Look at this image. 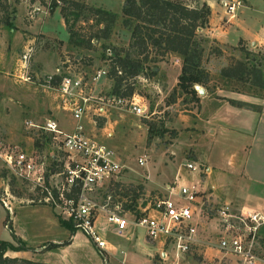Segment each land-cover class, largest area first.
<instances>
[{
  "label": "rangeland",
  "instance_id": "374dc122",
  "mask_svg": "<svg viewBox=\"0 0 264 264\" xmlns=\"http://www.w3.org/2000/svg\"><path fill=\"white\" fill-rule=\"evenodd\" d=\"M82 1L118 13L109 36L93 39L92 48H83L67 42L68 32L60 12L61 5H65L63 0H58L53 8L48 7L50 0H0V143L16 144L27 152L39 151L44 155H42L44 164L48 162V166L53 169L56 166L49 158L54 148L53 143L40 128L28 124L41 123L45 116L53 114L62 127L68 130L72 128L74 121L67 111L58 107L55 86L46 81V74L55 71L56 68L61 72H66L67 69L70 73L81 75L83 82H87L86 94L89 92L92 95L109 96L111 79L102 74L95 81L91 79V75L97 68L107 71L109 65L105 58L107 47L110 48V56L115 53L123 54L125 50L132 53L128 45L129 31L120 23L122 0ZM252 8L254 9H246L243 17L250 28L259 31L260 26L264 24V6L261 8L254 3ZM67 15L72 18L71 14ZM90 23H94V16L83 10L74 20L73 28H88ZM203 44L209 48V52L213 50V53L220 49L218 46L231 53L236 52L232 47L219 45L209 39ZM26 46L31 47L30 55L25 62H21L19 58ZM240 49L236 52L237 58L245 59V55L248 54L242 47ZM168 55H163L161 59L168 61ZM262 55L257 52L256 58L264 64ZM222 60L220 56L214 59L206 58V65L214 77ZM157 61L159 60H148L144 63L145 69H142L141 75H144L146 80L141 79V75L134 79L133 86L138 93L136 98L147 107L145 116L137 115L123 107L108 105L104 108V115H92L95 118L94 125L87 120L83 122L87 132L94 134L99 141L112 149L116 157L127 166L118 179L124 187H129L125 191L126 195L106 190L110 193L111 203H119L121 206L120 203L125 202L131 206L128 210L124 209L126 218L134 216L137 213L134 210L138 211L137 206H142L147 199L161 196L162 191L156 188L159 182L171 179L177 166L196 159L195 154L204 147V141L199 136L206 134V130L199 123V119L197 121L195 108L191 110L192 106H196L198 98L188 92L182 93L180 89L173 91L172 87H169L176 72V67L171 64H164L161 67L164 73L163 83L156 69H153V64H157ZM24 74L28 75L29 80L20 78ZM107 79L109 87L106 85ZM220 84L225 87L222 81ZM226 86L234 85L227 83ZM234 87L242 90L250 88L241 81H237ZM261 91L256 89L258 93ZM197 92L198 90L195 94H199ZM180 100L184 101L183 104ZM169 103L172 104L167 106ZM96 104L95 101L90 102L89 112ZM201 107L203 108L204 104ZM146 121H149L151 126L149 137ZM143 155L144 163L139 165L137 157ZM148 178L152 186L147 185ZM101 188L91 194L95 203L105 198L104 190ZM34 194H40L37 187L13 176L0 161V198L9 205L7 208L0 200V239H11L12 228L16 226L18 232L25 238L18 237L23 244L18 254L46 256L51 254L48 249L58 245L50 239L55 234L62 235L63 228L60 226L68 231V235L63 236L62 241L77 228L70 218L62 216L57 208L45 202L29 200ZM215 206L214 203L204 205V212L200 218L204 221L200 225L203 224L205 227L202 231L203 240H217V228L213 219ZM97 213L101 218L103 214L100 211ZM60 220L66 221L69 226L61 224ZM213 225L215 231H212ZM103 236L116 246L114 255L119 260L122 258L118 264H169L172 258V251L167 244H161L157 242L158 240L153 242L144 240L148 242L147 244L154 245L150 247L148 257L144 245L137 246L136 243L130 245L131 241L124 233L107 230ZM38 240L43 242L37 243ZM12 242L18 244L17 239H12ZM206 244L191 242L188 248L179 254V264H241L235 254L218 249L215 241L207 247ZM79 249L83 250L82 247ZM10 250L6 249V252H12ZM94 250L96 257L93 255L92 258L96 264H110L107 252H103L101 256L95 248ZM162 250L167 252L166 259L161 256ZM84 251L88 253L87 249ZM254 251L259 258L264 259V235L261 233L257 237ZM49 257L52 256H48V259ZM254 264L264 262L257 260Z\"/></svg>",
  "mask_w": 264,
  "mask_h": 264
},
{
  "label": "built area",
  "instance_id": "2783aa9c",
  "mask_svg": "<svg viewBox=\"0 0 264 264\" xmlns=\"http://www.w3.org/2000/svg\"><path fill=\"white\" fill-rule=\"evenodd\" d=\"M219 2L231 17L242 0ZM30 49V46L23 48L19 58L21 62L26 61ZM106 53L105 58L109 61L110 48H106ZM105 73V69L97 68L91 79L106 75ZM45 77L46 81L55 86L58 107L67 111L74 121L70 130L61 128L52 116H47L41 123L28 124L40 128L50 138L54 148L49 158L56 168L48 166V162L44 164V155L39 151L27 152L8 142L0 143L2 166L16 178L37 187L40 194H34L35 198L30 197L29 200L45 202L57 208L65 218H70L101 256L103 252H107V248L105 239L98 233L95 225L99 211L104 215L105 222L112 224L117 233H121L128 224H134L142 227L148 238L160 237L161 244L166 243L172 251L169 264H179V254L185 251L191 242L196 241L197 221L192 220V214L195 212L199 215L206 205L202 197L197 200L200 194L197 183L190 181L177 184V178L174 176L165 193L147 199L142 206H137L138 211L134 216L126 218L124 212L128 209L124 210L119 203H111L110 193L106 190L110 182L119 181L127 166L116 157L112 149L99 141L94 134L87 132L83 123L87 120L94 125L95 118L92 115H103L104 108L108 105L123 107L137 115L145 116L147 107L136 98L138 93L134 92L128 97L111 93L109 96L92 95L89 92L86 94L87 82H83L81 75L70 73L67 69L66 72H61L56 68ZM140 77L146 80L144 75ZM20 78L29 80L27 74L21 75ZM91 101L97 104L89 112ZM144 160V155L137 157L139 165H142ZM183 166L187 170L203 173L208 171L205 164L196 161L188 160ZM100 188L104 190L105 198L95 203L91 194ZM0 200L9 207L3 198ZM214 217L218 234L215 243L218 249L235 254L241 264H254L257 260L264 262L254 251L260 228L264 224V208H237L228 203H220L214 208ZM161 254L164 259L168 257L166 251L162 250Z\"/></svg>",
  "mask_w": 264,
  "mask_h": 264
},
{
  "label": "crops",
  "instance_id": "0c3cea01",
  "mask_svg": "<svg viewBox=\"0 0 264 264\" xmlns=\"http://www.w3.org/2000/svg\"><path fill=\"white\" fill-rule=\"evenodd\" d=\"M202 2L207 4L209 13L206 23L198 27V32L204 36L206 40L209 39L219 45L232 47L236 52H239L241 50L240 47H242L243 49L259 52L264 55V24L260 26L259 31L253 30L246 24V20L243 17L246 9H254L252 8L254 3L262 8L264 6V0H242V3L236 7L234 15L231 17L224 11L219 0H187L186 3L188 5H196ZM218 47L220 48L219 52L213 53L209 52V48L204 45L202 64L205 69L209 71V78L205 85H200L201 90L199 89L200 92H197L199 94H194L198 99L195 103L196 106H192L191 109L193 110V108H195V116H198L196 119L197 121L199 119V123H201L202 127L206 130V134L199 136L204 141V147L201 146L203 150L200 149L198 154H195L197 155L196 159H192L191 161L205 164L208 167V171L203 173L196 170H187L182 164L173 170L171 179L159 182L156 188H159L162 193H165L168 183L176 176L177 184H184L190 181L196 182L200 193L197 200L199 201L202 197L206 205L208 203H228L237 208L253 207L256 209H263L264 90L260 93H256L252 91L251 88L248 90L238 89L234 87L237 80L220 76L218 73L216 77H214L211 74V69L209 70V67L206 65L207 57L208 59H214V57L220 56L223 59L217 70L227 62L226 55L238 57L236 52V54L231 53L226 51L224 47ZM168 56V61L163 59L157 61L153 69H156L157 75L160 76V79L162 78L161 81L164 83L162 65L171 64L175 66L176 72L169 86L172 87L176 82V76L180 70V60L174 54L169 53ZM96 79L97 78L94 80L96 81ZM107 81L106 85L108 84L109 87V81L108 83ZM220 81L225 83V87L223 85L221 86ZM227 83L233 84L234 86L227 87ZM229 99L241 101L242 103H233L229 101ZM183 102V100H180L181 104H183ZM172 103L167 104V106H170ZM202 104H204L203 108L201 107ZM47 116H45L44 119ZM51 116L55 118L53 114ZM44 119L42 121H44ZM57 123L63 128L58 121ZM119 160L122 161L121 159ZM149 182L148 178L147 185L152 186ZM173 189L175 191L176 187ZM203 212L204 209L200 211L199 215L193 212L192 220L197 221L196 241L207 243V247L208 244L214 241L216 242V240H203L202 231H204L205 227L203 224L202 226L200 225V223L204 222L202 221L203 218L200 219ZM213 219L215 221V217H213ZM95 225L98 233L103 238L105 231L109 230L115 232L114 226L105 222L104 215L100 218L99 213L95 218ZM60 227L63 228L61 230L62 235L58 236L55 234V236L50 239L51 242L58 244L53 249L47 250L51 254L46 256L35 254L27 257L54 261L60 264H96V261L92 258L93 255L95 256V247L90 240L80 230L76 229L65 241H62V237L67 236L68 231L63 226ZM12 229L15 236L25 239L24 236L18 232L16 226ZM215 230L214 226L212 231ZM121 233H124L125 236L130 239V245L134 243H136L137 246L144 245L147 249L146 254L148 257L150 255V247L154 245L152 243H147L149 241L153 242L154 240H158L157 242L161 243L160 237L153 239L148 238L143 228L134 224H128ZM260 233L264 235V224L260 228ZM7 240L12 241V238ZM144 240L148 242L145 241V243ZM41 241L42 240H38L37 243ZM80 247H82L83 250H80ZM105 247L107 248L110 260L114 264H118L122 258L119 260L114 255L116 246L105 239ZM84 249H87L88 253H86ZM19 250H12V252L5 251V253H10L9 255H19ZM48 256L52 257L48 259ZM111 261L109 263L113 264ZM115 261L117 262L115 263Z\"/></svg>",
  "mask_w": 264,
  "mask_h": 264
},
{
  "label": "trees",
  "instance_id": "16d2710c",
  "mask_svg": "<svg viewBox=\"0 0 264 264\" xmlns=\"http://www.w3.org/2000/svg\"><path fill=\"white\" fill-rule=\"evenodd\" d=\"M57 1L50 0V4L47 3L48 7L53 8L57 5ZM63 1L65 5H61L60 12L68 32L69 44L92 48L93 39L98 40L109 36L117 18V12L82 0ZM83 10L94 16V23H90L88 28H73L74 20ZM119 13L120 23L129 31L128 45L132 53L125 50L123 54L115 53L110 56L106 76L112 81L111 94L128 97L136 92L133 86L134 79L142 74V69H145L144 63L148 60H160L163 55L169 53L176 55L180 60V70L172 86L173 91L180 89L182 93L188 92L194 95L195 84L205 85L209 78V72L202 64L203 42L206 38L198 32V27L203 26L207 21L209 13L207 4L202 2L188 5L183 0H122ZM67 14H71L72 18ZM244 52L248 54L245 55V59L228 55L227 62L219 68L218 74L244 82L254 92L256 89L264 90V64L256 58L257 52L246 49ZM262 56L264 58V55ZM229 101L242 103L234 99ZM145 123L147 137H149L150 122ZM122 184L120 181H112L107 189L112 193L126 195L125 191L129 187H124ZM120 204L123 209L131 208L125 202ZM134 211L137 212V210ZM60 223L69 226V223L64 220H60ZM8 228L10 229L9 226ZM11 234L12 239L18 240V244H13L7 239H0V264H60L22 255L6 254V249L19 250L23 247L21 240L12 231Z\"/></svg>",
  "mask_w": 264,
  "mask_h": 264
},
{
  "label": "water",
  "instance_id": "95a60500",
  "mask_svg": "<svg viewBox=\"0 0 264 264\" xmlns=\"http://www.w3.org/2000/svg\"><path fill=\"white\" fill-rule=\"evenodd\" d=\"M194 87H195V89H197V90L200 92L201 87H200L199 85L195 84ZM199 89H200V90H199Z\"/></svg>",
  "mask_w": 264,
  "mask_h": 264
}]
</instances>
